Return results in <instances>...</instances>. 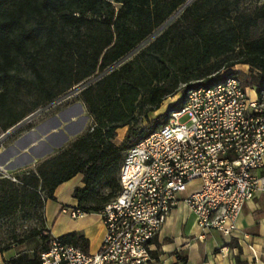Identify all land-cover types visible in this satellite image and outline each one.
Wrapping results in <instances>:
<instances>
[{
  "label": "trees",
  "instance_id": "obj_1",
  "mask_svg": "<svg viewBox=\"0 0 264 264\" xmlns=\"http://www.w3.org/2000/svg\"><path fill=\"white\" fill-rule=\"evenodd\" d=\"M246 1L0 0V135L69 92L92 118L85 133L16 181L0 173V225L28 210L41 212L45 225V203L76 176L83 184L73 190L77 208L98 214L120 191L125 152L181 109L189 89L238 65L248 68L231 73L243 88H262L264 2L245 8ZM103 186L114 191L98 195ZM38 236L37 250L6 264H40L52 236L32 233ZM58 239L89 252L81 233ZM8 250L0 243V257Z\"/></svg>",
  "mask_w": 264,
  "mask_h": 264
},
{
  "label": "built area",
  "instance_id": "obj_2",
  "mask_svg": "<svg viewBox=\"0 0 264 264\" xmlns=\"http://www.w3.org/2000/svg\"><path fill=\"white\" fill-rule=\"evenodd\" d=\"M232 72L189 89L181 109L125 152L120 191L98 213V250L85 253L52 237L40 264H148L151 242L179 202L202 234L232 236L244 205L264 193V176L256 175L264 168V86L243 88ZM64 212L74 220L86 215Z\"/></svg>",
  "mask_w": 264,
  "mask_h": 264
},
{
  "label": "crops",
  "instance_id": "obj_3",
  "mask_svg": "<svg viewBox=\"0 0 264 264\" xmlns=\"http://www.w3.org/2000/svg\"><path fill=\"white\" fill-rule=\"evenodd\" d=\"M63 102L65 106L59 113L66 114L64 120L54 124L52 118L38 120L36 126L25 130L13 144L3 145V169L10 166L11 172L18 174L34 170L55 150L65 148L86 132L92 118L84 105L76 99ZM126 130H117L116 145L121 143ZM256 175L264 176V168ZM198 186L197 182L193 183L188 191ZM76 187H83L81 176L57 187L53 200H48L44 206L45 226L51 236L53 232L57 234L52 236L55 238L81 233L89 241V253H95L104 233L99 215L94 220L87 214L74 220L64 212L77 208V200L72 196ZM201 235L203 238H199ZM150 249L152 260L148 264H236V257L245 264H264V193H257L244 205L236 220V231L230 237L215 230L202 234L194 216L183 202H179L167 216ZM15 256L8 252L2 254L0 264H6Z\"/></svg>",
  "mask_w": 264,
  "mask_h": 264
},
{
  "label": "rangeland",
  "instance_id": "obj_4",
  "mask_svg": "<svg viewBox=\"0 0 264 264\" xmlns=\"http://www.w3.org/2000/svg\"><path fill=\"white\" fill-rule=\"evenodd\" d=\"M264 2V0H262ZM251 0L244 2L243 7L249 8L251 6ZM245 66L238 65L230 71H238L245 72ZM75 95L74 92H69L67 95L60 97L56 103L49 105L48 107H43L38 109L35 113L30 115L24 121L21 122L19 128H13L7 133L0 135V173L4 176H9L10 178H15L16 175H20L21 173L11 172L10 166H7L3 169V145L5 147L11 145L16 141L25 130L30 129L33 126H36L38 120L40 122L52 118V124L58 120H64L66 118V114L59 113V109L65 106V102L63 101H72V96ZM71 97V98H70ZM181 95H177L175 98L167 99L160 107V109L154 114L150 115L151 119L158 117L159 115L165 113L178 99H180ZM70 98L69 100H67ZM66 99V100H64ZM58 102V104H57ZM52 107V108H51ZM51 108V110H50ZM65 108V107H64ZM63 109V108H62ZM61 109V110H62ZM58 142V141H57ZM114 143L118 144V140H114ZM59 152V149L55 150L52 155ZM4 171V172H3ZM23 174V173H22ZM114 191L113 187H98L97 193L98 195L106 196L109 193ZM41 213V212H40ZM39 211L36 210H28V211H20L17 215L10 219L3 221L0 225V243L3 246L9 247L7 251L10 254L18 255L20 253H31L33 250H37L40 245V237H32V233L34 231L41 232L42 235H45V232L48 231L45 225L42 224V218ZM92 220L96 219V213H88L87 214ZM55 232L52 233V236H56ZM6 253V252H5Z\"/></svg>",
  "mask_w": 264,
  "mask_h": 264
},
{
  "label": "water",
  "instance_id": "obj_5",
  "mask_svg": "<svg viewBox=\"0 0 264 264\" xmlns=\"http://www.w3.org/2000/svg\"><path fill=\"white\" fill-rule=\"evenodd\" d=\"M19 126H20V124H19V125H17V126H16V128H18Z\"/></svg>",
  "mask_w": 264,
  "mask_h": 264
}]
</instances>
